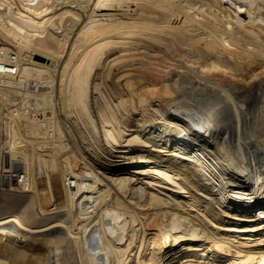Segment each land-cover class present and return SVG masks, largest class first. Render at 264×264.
<instances>
[{
  "label": "bare ground",
  "instance_id": "6f19581e",
  "mask_svg": "<svg viewBox=\"0 0 264 264\" xmlns=\"http://www.w3.org/2000/svg\"><path fill=\"white\" fill-rule=\"evenodd\" d=\"M0 36V264L264 262V0H0Z\"/></svg>",
  "mask_w": 264,
  "mask_h": 264
},
{
  "label": "rangeland",
  "instance_id": "374dc122",
  "mask_svg": "<svg viewBox=\"0 0 264 264\" xmlns=\"http://www.w3.org/2000/svg\"><path fill=\"white\" fill-rule=\"evenodd\" d=\"M0 40L4 41L1 36H0ZM15 49L17 50L18 53L23 54L22 50H20L19 48L16 47ZM68 69H71V66H68ZM153 123H155V121H153L151 124H153ZM156 123H159V121L156 122ZM127 146H128V148L129 147L131 148L130 145H127ZM119 151L125 152V153H129V151H131V149L130 150H127V149L126 150H119ZM4 165L7 166V161H5ZM139 166L141 168L144 167L143 164H139ZM141 176H142V177H140L141 179H146V178H144V175H141ZM158 179H160V181H168L167 179H164L163 177H158ZM5 186L6 185H4L3 187H5ZM178 201L181 202L180 200H178ZM231 219L233 220L234 218H231ZM245 237L248 238L249 236H245ZM21 239H23V238H21ZM242 239H243V237H242ZM155 241H156V239H153V237H151L150 240H149V244H154ZM185 249H189L191 251L190 248H185ZM185 249H183L182 252L177 253V254H174L173 251L170 252L169 254L164 256V259H163V260H165L164 263L167 264L168 262H171V264H201L203 262V263L206 264L207 263L206 261H209V259L204 260V259H199V258H196V257H187L186 253L189 250H185ZM192 250L196 251L197 248L193 247ZM43 251H46V249L40 248V247L35 248L34 251L32 252V254L27 255V257H26L25 261L23 262V264H37L36 263V261H37L36 256H39V254H41V252H43ZM243 253L244 254L242 256H240V257H234L233 258L232 256L231 257L228 256V255H226V256L229 257L228 259L234 260L233 262L238 263V264H248V263L251 264V261L258 260L260 258V257H254V256L247 257L248 253L247 252H243ZM170 255H172V256H170ZM222 255H225V254H222ZM244 255H246V256H244ZM214 257H221V255L220 254L216 255V256L214 255ZM218 261L222 262L221 259H218ZM33 262H35V263H33ZM261 264H264V262L261 263Z\"/></svg>",
  "mask_w": 264,
  "mask_h": 264
}]
</instances>
